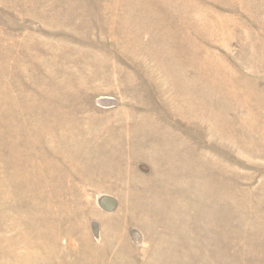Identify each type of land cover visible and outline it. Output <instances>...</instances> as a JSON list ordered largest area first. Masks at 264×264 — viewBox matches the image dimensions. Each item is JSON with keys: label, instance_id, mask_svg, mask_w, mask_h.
<instances>
[{"label": "rangeland", "instance_id": "rangeland-1", "mask_svg": "<svg viewBox=\"0 0 264 264\" xmlns=\"http://www.w3.org/2000/svg\"><path fill=\"white\" fill-rule=\"evenodd\" d=\"M0 264H264V0H0Z\"/></svg>", "mask_w": 264, "mask_h": 264}, {"label": "water", "instance_id": "water-1", "mask_svg": "<svg viewBox=\"0 0 264 264\" xmlns=\"http://www.w3.org/2000/svg\"><path fill=\"white\" fill-rule=\"evenodd\" d=\"M105 201H106V200L104 199V200L101 202V203H102V204H101L102 206L105 205ZM112 205H113V202H112V201L108 202L107 209H110V208L112 207Z\"/></svg>", "mask_w": 264, "mask_h": 264}]
</instances>
